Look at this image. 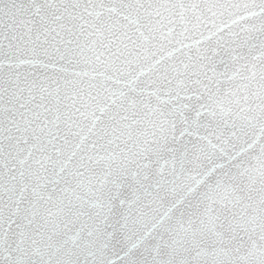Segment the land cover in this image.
Listing matches in <instances>:
<instances>
[{"label":"snow or ice","instance_id":"obj_1","mask_svg":"<svg viewBox=\"0 0 264 264\" xmlns=\"http://www.w3.org/2000/svg\"><path fill=\"white\" fill-rule=\"evenodd\" d=\"M0 264H264V0H0Z\"/></svg>","mask_w":264,"mask_h":264}]
</instances>
